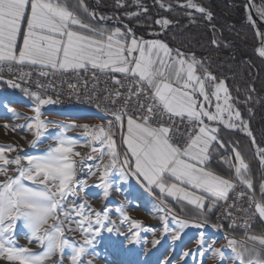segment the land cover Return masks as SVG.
<instances>
[{
	"label": "snow or ice",
	"instance_id": "obj_1",
	"mask_svg": "<svg viewBox=\"0 0 264 264\" xmlns=\"http://www.w3.org/2000/svg\"><path fill=\"white\" fill-rule=\"evenodd\" d=\"M137 5L147 10L139 0ZM183 6L204 14L209 22L213 19L212 13L194 0H187ZM161 7L171 9V5L163 2ZM255 10L264 20V6ZM82 14L89 21L111 19L103 15L97 18L84 0H77L72 6L67 0H0V70L5 64L27 63L37 66L41 76L93 70L94 74H120V78L112 77L120 87H124L123 80L130 81L125 93L115 91L113 103L121 96L126 98V103L112 112L113 119L106 126H79L84 129L88 138L86 144L92 153H99L98 158L74 151L81 145L66 133L77 125H56L41 119L40 106L51 104L53 100L42 98L38 93H26L37 105L33 109L34 117L22 126L35 137L30 143L35 146L50 127L64 131L55 138L57 146L43 155L12 157L8 154L16 151L15 147H0V177H3L0 180V264H47L54 257L62 261L66 251L71 264H81L82 257L97 255L94 249L102 232L124 235L120 229L106 227V223L115 224L107 210L98 212L86 207V201L77 202V189L84 191L88 187L87 180L77 179L78 172L85 167L89 177L99 174L100 183L93 187L101 188L104 198L112 188L111 176L119 173L122 181L134 177L149 192L158 189L162 205L165 198L171 197L179 204L186 202L201 214L210 213L217 206L243 212L239 224L231 211L227 213L230 227H242L246 234L250 232L257 218L264 220V183L259 185V199L253 192L248 197L249 208H237L234 203H228L230 193H234L236 199H243L246 193L236 192L238 186L254 189L249 164L235 148L231 149L234 156L221 157L234 170L233 180L217 174L210 163L225 148L218 137V125L245 132L252 144H256L250 125L235 107L226 82L218 80L203 58L195 53L189 55L158 39H138L131 29L122 31L120 27L86 22ZM249 20L256 23L251 13ZM156 23L166 29L171 21L161 19ZM257 34L264 38V32ZM18 43H22L19 48ZM212 44L220 47L215 39ZM258 54L264 57V39ZM9 84L20 87L11 81ZM133 97L142 115L129 112L127 103L132 102ZM165 117L167 124L163 122ZM177 120L189 126L182 141L178 140L174 127ZM117 133L121 145H126L122 152L118 151L114 139ZM256 154L264 166V147L256 146ZM75 157H80V161ZM93 159H96L95 164H85ZM69 196L73 199L69 200ZM158 210L172 212L166 206ZM116 212L123 221L130 220L123 208H117ZM159 218L164 222L165 233L174 231L175 240L189 227L188 222L174 214L171 218L178 226L176 230L169 228L167 215ZM18 222L26 230L24 238L29 244L35 242L41 252L18 245ZM191 226L200 228L203 224ZM140 229L141 222L131 220L127 228L131 234L126 243H144ZM66 231L80 232L82 243L70 240ZM225 238L232 255L226 257L220 248L211 247L212 259L226 260L227 264H264V235H248L247 240L241 241ZM200 242L205 243L202 234ZM158 244L160 240L153 241V246Z\"/></svg>",
	"mask_w": 264,
	"mask_h": 264
},
{
	"label": "rangeland",
	"instance_id": "obj_2",
	"mask_svg": "<svg viewBox=\"0 0 264 264\" xmlns=\"http://www.w3.org/2000/svg\"><path fill=\"white\" fill-rule=\"evenodd\" d=\"M133 2L138 9L132 14H126L125 17L128 19L145 12L142 10V7L137 5V0ZM253 3L255 9L264 6V4L259 1L256 3L255 0H253ZM139 4L141 5L140 2ZM159 4L161 6V3ZM183 5H186V3L181 5L182 7H185ZM162 8L167 9L165 7ZM185 8L191 12V17L192 13H199L195 9ZM105 17H111V19L106 21H114L115 23L121 19L120 16L113 15ZM262 22L264 23V20ZM171 25L172 24L170 23L166 29H161V26L158 24L161 31L151 32L149 35L158 36ZM260 32H264V30H261ZM260 46L259 42L258 49ZM36 106V102L28 97L9 96L0 89V147L13 146L16 148V151L11 152L8 155L12 157L16 155L21 157L43 155L50 148L57 146L55 138L64 131L63 128L50 127L44 132L35 146L30 143L35 137L32 132L22 126L27 125L31 118L34 117L35 113L33 109ZM40 111L41 119L46 122L50 121L56 125H77L75 128H69L66 133L68 137L74 139L79 145H81L76 147L74 151L80 152L85 157L92 155L95 158L97 153H92L91 147L87 146L86 141L88 138L84 134V129L79 126L88 124L92 127L100 125V123L105 124L104 120H97L94 115L87 112L60 111V109L58 110L56 107H49L46 105L40 106ZM75 159L79 162L81 158L75 157ZM88 162L95 164L93 161ZM105 163H107V159L105 160ZM9 174L13 175L14 173L10 172ZM98 176L99 174H97V176L88 177V187L86 190L81 191L77 189V191L82 192L83 194V198L77 200V202L86 201V207L95 209L98 212L107 210L109 212L110 220L114 221L115 224L112 225L106 223V227L113 226L114 229H120L124 235L117 236L114 233L109 234L102 232L101 236L98 237L99 244L94 249L97 255H87L82 257L81 264H227L226 260L221 261L212 259L210 248H220L226 257L231 256L232 252L231 249L227 247L228 240L225 238L228 236L219 233L208 223L182 218L166 203L165 205H162L161 201L156 199L153 193L145 189V187L141 183H138L134 177L128 181H122L119 173H114L111 176L113 181L112 188L110 189L107 198H104L103 190L101 188L93 187V185L100 183ZM2 179L3 177H0V180ZM69 200H72L70 199V196ZM163 206L170 208L172 212L165 213L159 211L158 209ZM117 208H123L127 216L130 217V220L123 221L119 213L116 212ZM173 214L176 215L178 219L185 220L189 223V227L184 229L179 240L173 239L174 231L169 233L164 232V222L159 218L160 216L167 215L169 228L176 230L178 226L171 218ZM131 220L141 222L140 239L144 241V243H126V238L131 234L127 231ZM196 223H201L203 226L200 228L191 226ZM73 227H75V225H73ZM148 229H151V231H148ZM133 231H136V229H133ZM201 234L205 241L203 245L200 242ZM25 235L26 230L22 227V223L18 222V245L28 246L35 252H41L42 249L36 247L35 242L32 244L28 243L27 239L24 238ZM66 235L70 240L82 243L83 238L80 232L73 233L66 231ZM154 240H160V244L153 246ZM209 242H214V244ZM186 253L187 255H185ZM47 264H71L68 251H66L62 261L59 257H54L49 260Z\"/></svg>",
	"mask_w": 264,
	"mask_h": 264
},
{
	"label": "trees",
	"instance_id": "obj_3",
	"mask_svg": "<svg viewBox=\"0 0 264 264\" xmlns=\"http://www.w3.org/2000/svg\"><path fill=\"white\" fill-rule=\"evenodd\" d=\"M133 1L136 0H94V3L92 0H84L89 10L96 13L97 18L99 15L120 16L121 19L116 23L98 19L89 21L87 16H82L86 22H98L108 28L131 29L137 35L145 37L151 32L161 31L156 23L159 19L171 21L172 25L163 32L162 40L172 48H180L189 55L195 53L198 58H203L209 71L218 80L226 82L235 107L249 123L255 137L256 144L253 145L245 132L221 129L219 140L225 144L226 151H222L221 155L213 159L211 168L217 174L234 180V170L230 169L221 157L234 156L231 152L233 148L240 151L251 169L254 189L250 191L259 199V185L264 183V166L259 163L256 146L264 147V59L258 55V31L248 19L245 1L194 0L212 13L211 22L204 14L195 12L191 17V12L181 6L187 3V0H139L147 10L128 19L125 15L138 9ZM120 2H123V7L119 6ZM161 2L171 5V9L162 8L159 4ZM67 3L70 6L76 5L77 0H67ZM261 30L264 28L260 27L259 31ZM213 39L220 43V47L212 44ZM253 88L255 91H250ZM153 195L161 201L159 194ZM165 203L175 209L167 201ZM178 214L184 219L202 221ZM214 218L207 223L214 225ZM263 230L262 222L259 221L253 229V234H259Z\"/></svg>",
	"mask_w": 264,
	"mask_h": 264
},
{
	"label": "built area",
	"instance_id": "obj_4",
	"mask_svg": "<svg viewBox=\"0 0 264 264\" xmlns=\"http://www.w3.org/2000/svg\"><path fill=\"white\" fill-rule=\"evenodd\" d=\"M120 78V74H101L93 70L81 71L79 73L56 72L49 73L47 76L39 74V68L28 64L20 65L12 63L5 64L3 70H0V85L6 87L10 92L19 95L28 96L27 92L38 93L42 98L51 99V103L57 108L73 109L76 111L93 109L94 112L105 111L109 113V120L113 119L112 112L118 111L126 103V98L121 96L113 103L114 93L119 90L121 93L127 91L129 80H123L124 87H120L114 83L112 77ZM9 81L20 84L19 88L12 87ZM29 97V96H28ZM147 103V101H145ZM127 108L130 113L138 112L135 103V97L132 102L127 103ZM168 123L167 117L163 121ZM98 124V123H97ZM101 124V123H100ZM105 126L107 124H104ZM176 135L178 140L182 141L186 138V129L189 127L186 123L181 124L177 120ZM120 139L119 133H117ZM243 191L246 193L243 199H236L234 193H230L231 199L228 203H234L237 208H249V195L251 191L245 186L237 187L236 192ZM231 211L233 216L237 218L238 224L242 222L243 212H237L234 208L229 209L227 206L219 207L214 218L212 227L222 228L224 234L230 238H235L237 241L247 240L248 235L253 234L254 227L259 223V218L252 223L251 230L246 234L242 227H230V220L227 218V213Z\"/></svg>",
	"mask_w": 264,
	"mask_h": 264
},
{
	"label": "crops",
	"instance_id": "obj_5",
	"mask_svg": "<svg viewBox=\"0 0 264 264\" xmlns=\"http://www.w3.org/2000/svg\"><path fill=\"white\" fill-rule=\"evenodd\" d=\"M122 30V29H121ZM122 31H124V30H122ZM135 36H136V38H138V39H140V38H142V39H144V40H153V39H158V40H161V41H163L162 40V33L160 34V35H158V36H152V37H155V38H153V39H150V38H145V36H140V35H137L135 32H133V31H131ZM22 46V43H18V48L19 47H21ZM25 64H27V63H25ZM29 65V64H28ZM198 74H199V72H198ZM0 89L2 90V91H4L5 93H6V95H9V96H24V95H18V94H13V93H11L6 87H4V86H2V85H0ZM209 90H211V88L209 89ZM24 97H28V96H24ZM28 98H30V97H28ZM31 100H33L32 98H30ZM46 106H49V107H56V106H54L53 104H46ZM57 108V107H56ZM59 110V109H58ZM61 111V110H60ZM206 123H211V122H208V121H206ZM218 127L220 128V130L221 129H227V130H237V129H230V128H227V127H224L223 125H218ZM218 137H219V134H218ZM114 139L117 141L116 143H117V145H118V151H123V149H124V147H126V145H124V146H122L121 145V138L119 139V136H118V134L114 137ZM222 151H226V149L224 148V149H221L220 150V152L218 153V155L217 156H219V155H221V153H222ZM213 161V160H212ZM212 161L210 162V163H212ZM226 178V177H225ZM143 185V184H142ZM146 189V188H145ZM151 193H156V194H159L160 195V193H159V190L158 189H156V190H154L153 192H151ZM165 201H167L168 203H170L175 209V211L177 212V213H180L181 215H185V216H189V217H194V218H196V219H200V220H202V221H198V220H193V221H197V222H203V223H207V222H209V221H211L213 218H214V216H215V214H216V212H217V210H218V208H219V206H217V209H213V211L212 212H210V213H204V214H201L200 212H198L193 206H189V205H187L186 204V202L184 203V204H179V203H177L175 200H173L171 197H167V198H165ZM206 207H207V205H206ZM259 221L260 222H262V227H263V229H264V220H260L259 219ZM252 235H254V234H252ZM257 236H260V235H264V230L261 232V233H259V234H256Z\"/></svg>",
	"mask_w": 264,
	"mask_h": 264
},
{
	"label": "bare ground",
	"instance_id": "obj_6",
	"mask_svg": "<svg viewBox=\"0 0 264 264\" xmlns=\"http://www.w3.org/2000/svg\"><path fill=\"white\" fill-rule=\"evenodd\" d=\"M253 1V0H252ZM263 21V20H262ZM263 39V38H262ZM261 45V44H260ZM261 47V46H260ZM14 93V92H12ZM60 110H63V111H73V112H87V113H90L92 115H94L96 117L97 120L99 119H102L104 120V123L107 124V122L109 121V113H105V111H97V112H94L93 109H85V110H79V111H76V110H73V109H64V108H58ZM93 120V119H92ZM91 120V121H92ZM99 157V153H97L95 155V158H98ZM107 159V158H106ZM105 159V160H106ZM93 162L96 163V159H93L91 160ZM85 164H91L89 163L88 161H85ZM79 166V165H78ZM89 170L87 167L83 168L81 171L78 172V175H77V178L79 180H88V177H89V174H88ZM77 196H78V200L79 199H82L83 198V194L82 192H79L77 191ZM70 199H73L72 196H70ZM219 233H223L222 231V228H219V227H214ZM224 234V233H223ZM226 234H224L225 236ZM227 236V235H226ZM230 238V237H229Z\"/></svg>",
	"mask_w": 264,
	"mask_h": 264
},
{
	"label": "water",
	"instance_id": "obj_7",
	"mask_svg": "<svg viewBox=\"0 0 264 264\" xmlns=\"http://www.w3.org/2000/svg\"><path fill=\"white\" fill-rule=\"evenodd\" d=\"M244 1H245V3H246V10H247V13H248V19H249V13H251V17H252V19L256 21L255 24H252L251 22H250V23L256 28L257 31H259V28H260V27H263V28H264V23L261 21V19L259 18L258 14L256 13V11H255V7L251 8V9H249V7H248L249 4H253V5H254L253 1H252V0H244ZM258 1H259L260 3H262V4H264V0H258ZM92 2L94 3V0H92ZM249 21H250V20H249ZM259 32H260V31H259ZM163 34H164V33H162L161 36H163ZM258 36H259V35H258ZM145 38L153 39V38H155V37H152L151 35H148V36H146ZM261 41H262V37L259 36V42H260V44H261ZM258 55H259V54H258ZM261 58L264 59V57H261Z\"/></svg>",
	"mask_w": 264,
	"mask_h": 264
}]
</instances>
